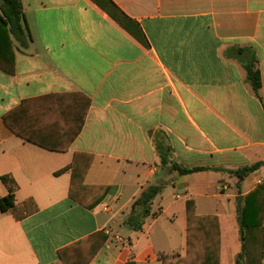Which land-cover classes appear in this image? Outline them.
Instances as JSON below:
<instances>
[{"label": "crops", "instance_id": "crops-1", "mask_svg": "<svg viewBox=\"0 0 264 264\" xmlns=\"http://www.w3.org/2000/svg\"><path fill=\"white\" fill-rule=\"evenodd\" d=\"M21 3L15 75L0 70V198L9 194L1 177L17 185L16 208L0 211V264H64L58 251L101 231L109 238L90 264L186 257L190 199L198 215L219 218L220 262L236 264L235 198L264 182V0ZM252 58L258 94L243 66ZM159 147L207 170L179 176ZM77 153L94 157L84 184L109 187L94 210L69 198L71 171L58 174ZM257 163L244 194L220 192L222 181L237 183L231 172ZM155 184L165 185L156 216L129 229L132 205Z\"/></svg>", "mask_w": 264, "mask_h": 264}, {"label": "trees", "instance_id": "trees-1", "mask_svg": "<svg viewBox=\"0 0 264 264\" xmlns=\"http://www.w3.org/2000/svg\"><path fill=\"white\" fill-rule=\"evenodd\" d=\"M0 7V70L8 75H15L14 41L24 44L26 30L24 26L21 0H4ZM242 54V50L238 52ZM247 79L253 90L258 94L262 87L261 72L256 66V60L243 63ZM87 106L90 101L87 99ZM88 108V107H87ZM11 112L4 116L6 124L15 132ZM79 132V131H78ZM28 140V139H27ZM31 141V139H29ZM34 142V141H31ZM35 144H38L35 142ZM48 150H58L43 146ZM66 150V149H63ZM162 160V166L179 176L202 172L206 168H187L170 161V149H157ZM93 156L77 153L73 165L58 174L71 171V186L69 198L80 206L94 210L107 197L109 187H89L84 184L85 178L93 162ZM262 167L261 163L240 168L231 172L237 178V188L241 189L243 181ZM8 186L9 194L0 198V211L8 213L16 208L17 185L10 176L1 177ZM164 184H155L146 188L134 202L130 215L124 224L133 231H141L147 218L156 216L152 213V204L164 190ZM197 205L194 199L186 202L187 211V255L186 257L163 258V264H221V229L219 218L215 215L200 216L196 213ZM238 224L242 251L237 256L236 264H263L264 259V182L258 184L252 191L237 200ZM108 235L101 231L70 247L58 251V256L64 264H90L100 250L105 246Z\"/></svg>", "mask_w": 264, "mask_h": 264}, {"label": "rangeland", "instance_id": "rangeland-1", "mask_svg": "<svg viewBox=\"0 0 264 264\" xmlns=\"http://www.w3.org/2000/svg\"><path fill=\"white\" fill-rule=\"evenodd\" d=\"M231 189L233 190L232 192H231ZM212 190H210L209 192H211ZM220 192H224V193H233V192H235V195H237V196H239V189L237 188V183L235 182V184L234 185H232V183L230 182V181H222L221 182V185H220ZM245 193V191H243V190H240V195H242V194H244ZM224 199H226L225 197H224ZM236 200H235V202L237 203V199L238 198H235ZM214 201H215V199H214ZM235 223V225L236 226H234V230H235V228H236V230L237 229H239L240 228V226H239V224H238V222H234ZM231 228V227H230ZM225 264H227V262H225Z\"/></svg>", "mask_w": 264, "mask_h": 264}, {"label": "water", "instance_id": "water-1", "mask_svg": "<svg viewBox=\"0 0 264 264\" xmlns=\"http://www.w3.org/2000/svg\"><path fill=\"white\" fill-rule=\"evenodd\" d=\"M5 5V2L4 0H0V7L4 6Z\"/></svg>", "mask_w": 264, "mask_h": 264}, {"label": "built area", "instance_id": "built-area-1", "mask_svg": "<svg viewBox=\"0 0 264 264\" xmlns=\"http://www.w3.org/2000/svg\"><path fill=\"white\" fill-rule=\"evenodd\" d=\"M107 209V208H106Z\"/></svg>", "mask_w": 264, "mask_h": 264}]
</instances>
